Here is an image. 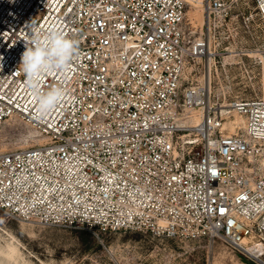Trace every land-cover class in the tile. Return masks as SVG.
<instances>
[{"label":"built area","instance_id":"2783aa9c","mask_svg":"<svg viewBox=\"0 0 264 264\" xmlns=\"http://www.w3.org/2000/svg\"><path fill=\"white\" fill-rule=\"evenodd\" d=\"M0 0V209L42 226L219 239L264 264V0ZM75 41L26 86L33 28ZM7 34V35H5ZM247 44V45H245ZM54 60L55 57H46ZM62 89L47 112L39 94Z\"/></svg>","mask_w":264,"mask_h":264},{"label":"rangeland","instance_id":"374dc122","mask_svg":"<svg viewBox=\"0 0 264 264\" xmlns=\"http://www.w3.org/2000/svg\"><path fill=\"white\" fill-rule=\"evenodd\" d=\"M250 8L253 0H245ZM247 45V44H245ZM260 92L263 85L257 84ZM32 126L14 119L0 129V152L40 142ZM34 130V129H33ZM14 248V250H13ZM0 264H256L223 241H189L145 231L87 226H42L0 209Z\"/></svg>","mask_w":264,"mask_h":264},{"label":"clouds","instance_id":"9594fccd","mask_svg":"<svg viewBox=\"0 0 264 264\" xmlns=\"http://www.w3.org/2000/svg\"><path fill=\"white\" fill-rule=\"evenodd\" d=\"M32 47L26 48L21 57V68L26 75V86L35 91L36 84L42 73L53 70L67 69L70 57L76 47L75 41L66 38L58 31H52L43 38L38 28H33ZM55 57L54 60L46 57ZM63 95V90L56 88L39 94V109L41 113L49 111Z\"/></svg>","mask_w":264,"mask_h":264},{"label":"bare ground","instance_id":"6f19581e","mask_svg":"<svg viewBox=\"0 0 264 264\" xmlns=\"http://www.w3.org/2000/svg\"><path fill=\"white\" fill-rule=\"evenodd\" d=\"M197 1H198V4H197L195 10L194 11H190V14L191 15H196L197 18L200 21H203L204 16H203V7H202V4H201V0H197ZM10 119H14V120H17V121L19 120L18 118H15V117L9 118L8 120H10ZM34 133H35V131L33 129H30L29 135H33ZM39 140L42 141L41 138ZM13 250H14V248H13Z\"/></svg>","mask_w":264,"mask_h":264},{"label":"snow or ice","instance_id":"6c2138e0","mask_svg":"<svg viewBox=\"0 0 264 264\" xmlns=\"http://www.w3.org/2000/svg\"><path fill=\"white\" fill-rule=\"evenodd\" d=\"M5 35H7V34H5Z\"/></svg>","mask_w":264,"mask_h":264}]
</instances>
